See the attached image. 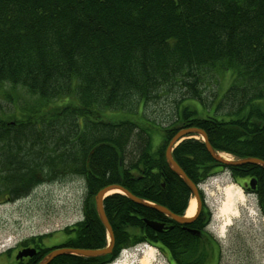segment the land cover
Wrapping results in <instances>:
<instances>
[{
    "label": "trees",
    "instance_id": "16d2710c",
    "mask_svg": "<svg viewBox=\"0 0 264 264\" xmlns=\"http://www.w3.org/2000/svg\"><path fill=\"white\" fill-rule=\"evenodd\" d=\"M209 71L233 74L227 91L205 117L179 101L171 122L153 127L163 133L154 152L150 128L135 121L138 107L180 84L206 108L198 86ZM2 84L21 87L36 102L2 94L15 111L11 121L0 119V204L29 196L42 183L80 176L87 187L85 216L66 230L62 246L102 249L107 231L94 197L110 184L185 214L192 192L165 158L179 129L201 128L216 151L264 160V0H0ZM173 157L196 185L219 165L201 139L182 141ZM225 167L255 177L264 210V168ZM104 206L115 244L111 255L96 258H107L103 264L141 243L160 249L169 264L170 258L207 261L196 237L175 232L159 211L120 193ZM211 214L207 208L202 218ZM145 219L167 228L153 230Z\"/></svg>",
    "mask_w": 264,
    "mask_h": 264
},
{
    "label": "rangeland",
    "instance_id": "374dc122",
    "mask_svg": "<svg viewBox=\"0 0 264 264\" xmlns=\"http://www.w3.org/2000/svg\"><path fill=\"white\" fill-rule=\"evenodd\" d=\"M233 77L229 71L222 73L209 71L203 75L202 85L198 86V90H201V100L206 108H203L199 101L188 98L190 91H187L188 88H181L180 84L163 88L160 98L150 101L146 106L138 107L141 115L135 121L150 128L153 151L158 152L163 144V133L153 127L167 126L177 112L179 101L180 104L184 102L192 108L201 109V114L205 117L208 114V107L213 110L216 102L229 88ZM2 94H16L21 96L22 101L36 102V99L21 87L0 85L2 121H11L15 111ZM183 97L186 99H182ZM261 103L264 108V100ZM226 111L227 109L223 108L219 114H224ZM132 115L135 114L109 112V116L113 118H132ZM198 139L202 140V137ZM227 159H235V157L229 154ZM230 184L240 187L228 170L221 171L218 168L214 175L200 186V192L204 196V201L201 198L203 207L206 205L212 213V230L222 251L221 257L213 264H264V210L254 193L243 191L245 198L238 204V216L233 218L224 233L221 232L226 218L219 217V208L225 198L224 190ZM86 199L85 180L80 176L69 174L60 180L38 185L27 197L1 203L0 264L11 263L16 254L12 251L21 242L37 240L43 246H48L67 240L66 230L84 219ZM151 247L156 254L157 263L169 264L160 249L147 243L124 249L112 264H138L143 252Z\"/></svg>",
    "mask_w": 264,
    "mask_h": 264
},
{
    "label": "water",
    "instance_id": "95a60500",
    "mask_svg": "<svg viewBox=\"0 0 264 264\" xmlns=\"http://www.w3.org/2000/svg\"><path fill=\"white\" fill-rule=\"evenodd\" d=\"M201 136L205 146L211 155V157L220 165H225V166H232V167H243L246 165H259L264 168V160L259 159V158H254V157H246V158H241V159H234V160H228L224 159L220 153H218L211 143L209 142V138L206 134V132L198 127H184L179 129L176 134L172 137V139L168 142L166 151H165V158L166 161L169 165V167L172 169L174 173H176L184 182L185 184L189 187V189L192 192V196L197 200L198 208H197V214H199V211L201 209V198H200V193H199V186H197L185 173V171L179 166V164L175 161L173 158V151L174 149L185 139L189 138H194L196 136ZM251 186L253 185V182H250ZM116 191V193L124 194L128 198H130L132 201L143 205L147 207H151L156 209L157 211L165 214L167 217H169L171 220L176 221L181 224H187L192 222L196 216L188 218L185 216H180L172 213L169 209H167L164 206L161 205H154L149 202H145L142 199L136 197L132 193H130L128 190H126L124 187L121 185H109L102 190L98 192L95 196V205H96V211L97 214L105 227L108 236L110 238V242L107 245V247L102 248V249H76V248H57L53 249L50 254L45 257L39 264H49L50 261L60 255L66 254V253H71L77 256H82V257H87V258H95V257H104L112 253L114 244H115V237H114V231L113 228L109 222V219L106 215L105 212V206L104 202L107 197L111 196L110 194L111 191ZM146 225L153 230L156 231H162L163 229L167 228L164 223L158 222V221H151V220H144ZM36 253V249L34 248H25L21 250L18 254V258L22 257H32Z\"/></svg>",
    "mask_w": 264,
    "mask_h": 264
},
{
    "label": "flooded vegetation",
    "instance_id": "af4514ba",
    "mask_svg": "<svg viewBox=\"0 0 264 264\" xmlns=\"http://www.w3.org/2000/svg\"><path fill=\"white\" fill-rule=\"evenodd\" d=\"M218 168L221 171L228 170L232 175V178L237 183L243 185L247 192L254 193V191L256 190V181L254 176H249V175L242 176L240 174H236L234 171L224 168L223 165H218L217 169ZM251 181L253 182L252 186L250 184ZM206 211H207V207L206 205L203 207V202L201 199V209L199 211V214L195 217V219L192 222L187 224H181L172 220L170 225L171 228L175 230V232H179L181 230L187 234L195 236L196 237L195 241L199 244L201 250L204 249V255L207 258V261L204 264H213L216 263L218 258L221 257L222 251H221V245L219 244V241L216 239V236L212 230V218L210 219L208 218V220L202 218V214ZM183 216H186V213ZM65 243L66 240L56 245L43 246L37 240L27 243L21 242L14 247L12 253H16V254L10 264H39L41 260L47 257L53 249L66 248L67 246H62L65 245ZM191 244L192 241H190V245ZM25 248L36 249L35 255L32 257L27 256V257L18 258L19 252ZM201 252L202 251H200L199 253ZM193 254L194 252L188 254V256L192 258ZM105 260L104 259L99 260L94 258L92 260H86L82 262L81 256H77L71 253H66L52 259L49 264H103ZM170 262H171L170 264H177L176 261L171 258H170Z\"/></svg>",
    "mask_w": 264,
    "mask_h": 264
},
{
    "label": "bare ground",
    "instance_id": "6f19581e",
    "mask_svg": "<svg viewBox=\"0 0 264 264\" xmlns=\"http://www.w3.org/2000/svg\"><path fill=\"white\" fill-rule=\"evenodd\" d=\"M201 129V128H200ZM203 130V129H202ZM207 134V133H206ZM208 136V135H207ZM196 139H198V137H195ZM221 156L224 159L228 158V154H221ZM174 158V157H173ZM257 158V157H254ZM260 159V158H259ZM176 161V160H175ZM177 162V161H176ZM259 166V165H258ZM262 167V166H261ZM176 174V173H175ZM177 175V174H176ZM110 185H114V184H110ZM116 185H120V184H116ZM109 186V185H108ZM122 186V185H121ZM107 187V186H106ZM124 187V186H122ZM105 188V187H104ZM125 188V187H124ZM103 189V188H102ZM101 189V190H102ZM126 189V188H125ZM128 190V189H126ZM100 191V190H99ZM98 191V192H99ZM129 191V190H128ZM97 192V194H98ZM114 192L116 191H111L110 194H114ZM130 192V191H129ZM131 193V192H130ZM133 194V193H132ZM124 195V194H123ZM134 195V194H133ZM96 196V195H95ZM224 201L222 202L220 208H219V217L220 218H226V221L223 223L222 227H221V232L224 233L226 231V229L228 228V226L231 225L232 220L234 217L238 216V212H239V207L238 204L242 203L244 201V192L242 190L241 187H235L234 184H230L229 186H227L224 190ZM138 197V196H136ZM140 198V197H138ZM142 199V198H140ZM145 202H148L144 199H142ZM94 203H95V197H94ZM136 203V202H135ZM151 203V202H149ZM138 204V203H137ZM154 205H159V204H155L152 203ZM162 206V205H161ZM96 207V205H95ZM147 207V206H146ZM165 207V206H164ZM151 208V207H149ZM167 208V207H166ZM154 209V208H152ZM168 209V208H167ZM156 210V209H155ZM171 211V210H170ZM197 211V200L195 198H192V194H191V199L189 200L188 203V208H187V212L186 215L188 218L193 217L196 214ZM172 212V211H171ZM161 213V212H160ZM174 213V212H172ZM163 214V213H162ZM175 214V213H174ZM165 215V214H164ZM178 215V214H176ZM166 216V215H165ZM169 218V217H168ZM151 221H158V220H151ZM161 223H164L166 226V223L163 221H158ZM72 228V227H71ZM164 230V229H163ZM108 233H107V238H108ZM150 245V244H149ZM152 246V245H150ZM133 264V263H131ZM138 264H162V263H157L156 262V254L154 252L153 247H151V249L144 251L143 252V256L138 260Z\"/></svg>",
    "mask_w": 264,
    "mask_h": 264
}]
</instances>
